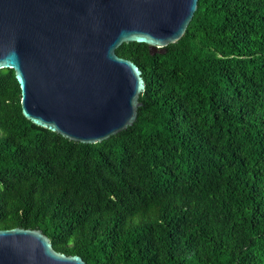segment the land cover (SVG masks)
<instances>
[{
	"label": "trees",
	"instance_id": "16d2710c",
	"mask_svg": "<svg viewBox=\"0 0 264 264\" xmlns=\"http://www.w3.org/2000/svg\"><path fill=\"white\" fill-rule=\"evenodd\" d=\"M115 53L142 104L94 144L25 119L0 69V230L86 264H264V0H197L175 43Z\"/></svg>",
	"mask_w": 264,
	"mask_h": 264
},
{
	"label": "water",
	"instance_id": "95a60500",
	"mask_svg": "<svg viewBox=\"0 0 264 264\" xmlns=\"http://www.w3.org/2000/svg\"><path fill=\"white\" fill-rule=\"evenodd\" d=\"M197 0H0V69H12L21 112L69 141L100 143L131 127L145 83L115 50L151 53L184 34ZM0 264H86L38 229L0 230Z\"/></svg>",
	"mask_w": 264,
	"mask_h": 264
}]
</instances>
